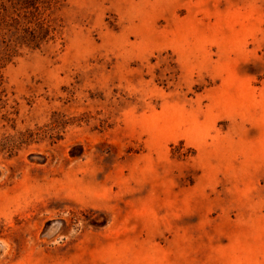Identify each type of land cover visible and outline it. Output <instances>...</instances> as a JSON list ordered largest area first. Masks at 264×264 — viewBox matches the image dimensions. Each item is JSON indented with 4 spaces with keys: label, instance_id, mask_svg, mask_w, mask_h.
Returning <instances> with one entry per match:
<instances>
[{
    "label": "rangeland",
    "instance_id": "rangeland-1",
    "mask_svg": "<svg viewBox=\"0 0 264 264\" xmlns=\"http://www.w3.org/2000/svg\"><path fill=\"white\" fill-rule=\"evenodd\" d=\"M49 18L0 67V264H264V0Z\"/></svg>",
    "mask_w": 264,
    "mask_h": 264
},
{
    "label": "trees",
    "instance_id": "trees-1",
    "mask_svg": "<svg viewBox=\"0 0 264 264\" xmlns=\"http://www.w3.org/2000/svg\"><path fill=\"white\" fill-rule=\"evenodd\" d=\"M61 0H0V67L16 48L36 49L54 38L49 15Z\"/></svg>",
    "mask_w": 264,
    "mask_h": 264
}]
</instances>
